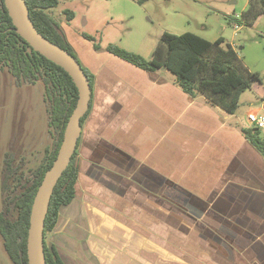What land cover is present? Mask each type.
<instances>
[{
	"label": "crops",
	"instance_id": "crops-1",
	"mask_svg": "<svg viewBox=\"0 0 264 264\" xmlns=\"http://www.w3.org/2000/svg\"><path fill=\"white\" fill-rule=\"evenodd\" d=\"M63 31L93 87L76 195L46 245L64 264H264V159L241 133L246 116ZM80 201L106 213L78 212ZM0 264H12L1 238Z\"/></svg>",
	"mask_w": 264,
	"mask_h": 264
},
{
	"label": "trees",
	"instance_id": "trees-1",
	"mask_svg": "<svg viewBox=\"0 0 264 264\" xmlns=\"http://www.w3.org/2000/svg\"><path fill=\"white\" fill-rule=\"evenodd\" d=\"M30 19L36 30L47 40L70 53L81 65L88 77L92 92L93 75L82 65L72 46L66 39L60 24L50 11L59 0H25ZM67 22L73 19L71 11H65ZM264 14V0H248L247 8L240 14L239 23L253 27ZM234 19H230L232 22ZM91 42L95 51L100 46L93 38L82 34ZM109 54L147 72L167 70L174 76V83L188 96L202 97L212 106L234 115L239 107L240 96L249 86L244 73L249 74L241 64L237 51L223 37L208 41L192 33L175 35L164 33L154 55L146 60L138 54L129 53L115 46L105 48ZM0 67H6L16 85H34L40 81L44 101L48 107V126L53 142L45 151L40 165L28 177L16 174L14 158L10 152L4 154L0 190L4 194L0 208V237L4 250L12 264H28L26 254L27 233L32 202L45 172L56 158L69 116L77 101V89L69 75L60 67L35 52L16 34L12 21L0 0ZM257 76V75H255ZM85 116L81 119V126ZM244 138L264 159V138L261 131L242 128ZM77 143L76 150L79 145ZM76 150L70 164L58 180L50 199L44 223V256L46 264H64L56 249L49 248L45 237L54 228L60 209L69 205L76 195L78 167ZM14 182V185H11Z\"/></svg>",
	"mask_w": 264,
	"mask_h": 264
},
{
	"label": "rangeland",
	"instance_id": "rangeland-1",
	"mask_svg": "<svg viewBox=\"0 0 264 264\" xmlns=\"http://www.w3.org/2000/svg\"><path fill=\"white\" fill-rule=\"evenodd\" d=\"M247 5L248 0H59L50 13L61 29L69 26L80 36L92 37L100 48L112 45L146 60L164 33H192L208 41L223 37L236 43L241 64L249 72L244 73L249 88L240 96L236 112L243 120L247 112L264 115V14L254 27L242 26L236 35L230 21ZM65 11L73 13L70 22ZM52 142L42 83L17 86L7 68L0 67V185L5 153L13 155L16 174L28 177ZM3 197L0 190V208ZM99 202L83 201L78 212L105 214L106 207ZM164 202L162 212L168 214L169 203Z\"/></svg>",
	"mask_w": 264,
	"mask_h": 264
},
{
	"label": "water",
	"instance_id": "water-1",
	"mask_svg": "<svg viewBox=\"0 0 264 264\" xmlns=\"http://www.w3.org/2000/svg\"><path fill=\"white\" fill-rule=\"evenodd\" d=\"M13 28L35 52L62 68L72 79L78 97L63 132L55 160L45 172L34 196L26 242L28 264H46L44 256V223L51 196L58 180L70 164L81 134V119L89 109L91 89L79 62L66 50L43 37L33 25L25 0H3Z\"/></svg>",
	"mask_w": 264,
	"mask_h": 264
},
{
	"label": "built area",
	"instance_id": "built-area-1",
	"mask_svg": "<svg viewBox=\"0 0 264 264\" xmlns=\"http://www.w3.org/2000/svg\"><path fill=\"white\" fill-rule=\"evenodd\" d=\"M234 20L231 22V26L233 27L234 34H237V31L243 26L239 23L240 15L235 16ZM247 121V128L257 129V130H264V115L263 114H254L248 112L246 115Z\"/></svg>",
	"mask_w": 264,
	"mask_h": 264
}]
</instances>
